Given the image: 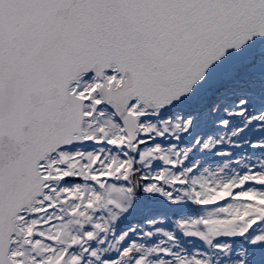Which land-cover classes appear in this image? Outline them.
Here are the masks:
<instances>
[{
	"label": "snow or ice",
	"instance_id": "obj_1",
	"mask_svg": "<svg viewBox=\"0 0 264 264\" xmlns=\"http://www.w3.org/2000/svg\"><path fill=\"white\" fill-rule=\"evenodd\" d=\"M0 264H264V0H0Z\"/></svg>",
	"mask_w": 264,
	"mask_h": 264
}]
</instances>
